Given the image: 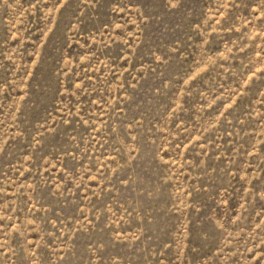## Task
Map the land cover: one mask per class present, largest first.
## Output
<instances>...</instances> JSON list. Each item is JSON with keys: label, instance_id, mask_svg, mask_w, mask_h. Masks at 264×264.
Here are the masks:
<instances>
[{"label": "rangeland", "instance_id": "374dc122", "mask_svg": "<svg viewBox=\"0 0 264 264\" xmlns=\"http://www.w3.org/2000/svg\"><path fill=\"white\" fill-rule=\"evenodd\" d=\"M0 264H264V0H0Z\"/></svg>", "mask_w": 264, "mask_h": 264}]
</instances>
